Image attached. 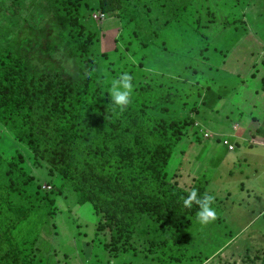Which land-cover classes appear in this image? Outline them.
Here are the masks:
<instances>
[{"label":"trees","instance_id":"16d2710c","mask_svg":"<svg viewBox=\"0 0 264 264\" xmlns=\"http://www.w3.org/2000/svg\"><path fill=\"white\" fill-rule=\"evenodd\" d=\"M161 1L98 0L102 13L125 26L133 5L147 16L154 12L159 23L151 35L159 41L165 37L157 47L166 51L179 18L195 34L199 27L208 28L183 18L184 6L162 21L158 13L166 7L158 5ZM167 1L170 8L178 5V0ZM91 2L0 0V127L27 146L36 165L60 177V193L68 189L78 205H92L99 221L97 236L109 238L106 249L116 256L136 251L139 236H146L152 259L174 264L185 254L187 239L181 234L198 220L199 205L193 201L186 206L184 200L193 189L199 198L206 196L209 183L196 181L185 189L166 180L168 165L193 123L192 117H180L177 107L191 86L185 79L141 68L129 103L115 104L112 95L102 91L92 51L95 34L83 23ZM204 4L208 9V0ZM241 22L226 17L224 29ZM176 40L183 42L182 49L189 43L183 56L195 49L200 55L202 46L203 52L209 49L207 42L195 47L187 37ZM171 47L177 55L176 45ZM205 93L203 106L221 99L211 88ZM201 129L207 131L199 126L195 135L209 141L212 137L206 139ZM35 182L23 156L0 153V264H40L46 258L41 242L52 198ZM254 259L264 264V248Z\"/></svg>","mask_w":264,"mask_h":264},{"label":"rangeland","instance_id":"374dc122","mask_svg":"<svg viewBox=\"0 0 264 264\" xmlns=\"http://www.w3.org/2000/svg\"><path fill=\"white\" fill-rule=\"evenodd\" d=\"M208 2V9L204 0H178V5L171 8L167 0L158 4L166 7L158 13L162 21L166 20L167 15L178 14L181 11L179 8L184 6L186 15L183 18L199 26L200 23L208 26L197 28L198 33L195 34L184 24L183 19L174 22L179 31L176 30L174 34L176 38L187 37L195 47L200 41L207 42L208 51L203 52L202 46L200 55L199 49H195L188 56H183L189 43L187 49H182L185 47L183 42L177 41L175 37L168 38L167 51L157 47L165 37L159 41V38L151 35L155 24L159 23L153 17L155 13L149 14L151 17L147 16L146 10L137 9L135 5L129 8L126 20L131 22L125 26L119 18L102 13L98 0H92L84 13L83 23L89 34H95L92 51L98 59L103 92L111 94L113 82H119L125 73L131 78L130 81L133 80L130 84L132 91L141 80L137 74L143 69L179 80L185 79L191 86L186 98L177 107L182 110L179 116L192 117L193 123L188 136L177 146L167 168L166 180L190 189L196 181L207 179L209 183L205 195L213 197L216 217L207 223H201L198 219L181 234L187 239L183 247L185 254L180 256V261L177 259V262H172L258 264L254 258L257 250L264 248V180L260 179L264 173V158L255 167L253 164L251 169H247L246 166L238 165L236 160L239 150L245 148V144L238 142L239 146L230 152L216 139L210 142L198 139L195 132L197 127L204 125L212 129L213 124L220 123L224 116H229V133V126L235 130L244 124L247 126L251 119L264 120V0ZM229 16L241 19L242 22L224 29L225 18ZM202 33L209 38H204ZM144 43L149 45L145 47ZM171 45H176L177 55L172 53ZM195 67L199 71L197 74L193 73ZM205 88L218 91L221 95L222 100L213 109L202 105ZM227 104L241 112L238 115L240 119L236 120L232 112L228 113ZM0 153L4 156H23L30 175L36 177L35 186L41 184L42 193H48L49 198H52L48 209L50 218L42 232L41 243L45 245L43 253L46 258L40 264L162 263L152 259L155 255L150 253L146 236H139L136 251L116 256L106 249L104 244L109 242V238L97 236L99 221L92 205H78L76 194L68 189L60 193V177L49 174L45 166L36 165L27 146L15 140L3 127H0ZM255 169L259 181L248 195L242 189L247 183L246 176Z\"/></svg>","mask_w":264,"mask_h":264},{"label":"crops","instance_id":"0c3cea01","mask_svg":"<svg viewBox=\"0 0 264 264\" xmlns=\"http://www.w3.org/2000/svg\"><path fill=\"white\" fill-rule=\"evenodd\" d=\"M221 100L217 101L218 104L220 103ZM215 105H213L212 103L210 106L213 109V106ZM227 108H228V113L232 112V116L237 117L236 120L241 118V116H238V115H241V112H238L237 109L234 110L232 105L227 104ZM212 109L210 111H212ZM263 114H264V111H263ZM228 117L229 116L227 117L224 116L220 123L213 124L212 129H208V128L206 129L213 135L211 139H216L218 140L217 142L219 143H222L220 139L221 140H223L224 138L229 139L230 143L234 145V150L236 149V146H239L238 142H242L243 144H245V148L239 150V153L236 156V160H237L238 165H243V166H246L247 169H251V166L253 164L255 167L257 165V162H260V159L264 158V120L259 119L258 121L255 119L254 120L251 119L250 123L247 124V126L244 124V126H238V128H236L235 130L234 128H232V126H229V128L231 129V132L229 133L227 132ZM210 140L207 142H210ZM249 147H252V148H249ZM233 151H230V152H233ZM243 172L244 171H242L241 173H242V176L244 177L245 174H243ZM246 178H247L246 186L243 189L242 188L241 189L245 191L246 193H248V195H250L253 189L256 187L257 182L259 181V179L257 178V170L255 169L253 173L248 174ZM260 179L264 180V173L261 175ZM227 194H228V190H227Z\"/></svg>","mask_w":264,"mask_h":264},{"label":"clouds","instance_id":"9594fccd","mask_svg":"<svg viewBox=\"0 0 264 264\" xmlns=\"http://www.w3.org/2000/svg\"><path fill=\"white\" fill-rule=\"evenodd\" d=\"M130 77L127 73H125L119 82L114 81L111 89L112 99L117 105H127L129 103V95L131 92V85L129 83ZM119 85V87H118ZM123 90H120V89ZM195 201L196 204L199 205V211L197 213V217L201 223L211 222L216 217L215 208L212 207V196H203L199 198L197 196V191L193 189L184 200V204L186 206H190L191 203Z\"/></svg>","mask_w":264,"mask_h":264},{"label":"built area","instance_id":"2783aa9c","mask_svg":"<svg viewBox=\"0 0 264 264\" xmlns=\"http://www.w3.org/2000/svg\"><path fill=\"white\" fill-rule=\"evenodd\" d=\"M101 17H103V15H102ZM95 18L98 19V18H99L98 15H96ZM200 131L202 132L203 136H204L206 139L211 137V134H210L208 131H206V130H204V129H201ZM223 144H224L226 147H228V150H229V151H233V150H234V146L230 143L229 139L225 138V139L223 140Z\"/></svg>","mask_w":264,"mask_h":264}]
</instances>
